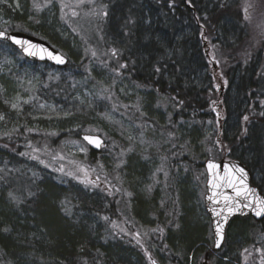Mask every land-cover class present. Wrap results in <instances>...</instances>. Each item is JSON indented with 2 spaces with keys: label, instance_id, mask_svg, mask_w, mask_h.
<instances>
[{
  "label": "trees",
  "instance_id": "16d2710c",
  "mask_svg": "<svg viewBox=\"0 0 264 264\" xmlns=\"http://www.w3.org/2000/svg\"><path fill=\"white\" fill-rule=\"evenodd\" d=\"M54 1L21 0L20 9L12 10V1L4 0L0 15L10 22L9 31L37 36L63 52L67 65L59 69L29 62L2 41L0 57L11 51L20 56L39 77L37 96L68 110L57 121L63 138L80 141V134L87 132L88 116L98 121L106 113L82 108L84 88L93 85L85 78L94 79L97 84L93 86L99 88L113 81L128 82L142 91L139 106L144 118L162 116L160 109L166 104L170 125L182 124L178 127L182 134L190 122L201 130L216 112L223 114L228 127L222 126L218 137L210 141L212 153L207 159L241 161L259 178L254 183L264 194V0H104V15H92L98 2L94 0L80 35L72 28L75 19L63 17ZM35 6L43 8L40 15ZM91 45L97 46L95 55ZM209 59L214 70L209 68ZM85 67L90 68L87 75ZM216 71L227 84V93L235 92L233 104L223 101L220 108L215 105L214 85L222 81ZM0 111L12 122L8 106L0 104ZM153 124L160 128L157 122ZM189 136L194 140L195 129ZM107 144L98 155L89 151V165L96 158L108 163L103 160ZM0 145V264H136L154 258L151 247L157 243L148 241L142 247L137 239L119 233V228L115 227L113 235L108 231L107 225L115 219L126 222L119 216V201L103 180L98 190L89 193L84 185L64 176L61 166L68 158L57 157L53 143L48 144L53 168L30 155L33 145L25 149L14 138L0 139ZM146 168L143 163L139 178L131 165L117 174L124 172L125 183L133 191ZM194 169L202 171V162ZM189 177L177 178L181 224L174 238L182 259L173 258V264H184L189 254L191 264H197L207 246H212L209 218L196 200L195 183ZM152 209L161 217L156 205L148 201L145 206L134 204L133 211L142 219ZM129 230L136 236L135 229ZM257 237L264 238V220L232 219L222 249L209 252L210 264H264Z\"/></svg>",
  "mask_w": 264,
  "mask_h": 264
},
{
  "label": "rangeland",
  "instance_id": "374dc122",
  "mask_svg": "<svg viewBox=\"0 0 264 264\" xmlns=\"http://www.w3.org/2000/svg\"><path fill=\"white\" fill-rule=\"evenodd\" d=\"M11 1L12 10H19L21 0ZM41 1L46 2V0ZM93 2L94 0H55L53 5L63 17L75 19L76 26H72V28H77L75 32L80 35L87 27V16H89ZM4 3L3 0L2 5ZM104 4H106L104 0H98L94 9L91 10L93 11L92 15H104ZM41 9H43L41 6H35L37 15H40L39 10ZM88 19L91 18L88 17ZM10 27V22L0 15V31L8 32ZM90 49L95 53L97 46L91 45ZM11 53V56L8 53L0 57V104L8 106L9 110L13 112L12 122H9L0 111V139L21 140L25 144V149L32 148L33 145L34 150L30 151V155L45 167L50 168H53V164L50 152H48L50 150L48 144L53 143L59 152L57 157L62 155L68 158V163L61 166L64 176L84 185L90 190L89 193L98 190L100 188L99 181L103 180L106 187L111 189L112 193L110 194L115 195V200L119 201L118 211L122 212L119 213V216L126 222L121 223L115 219L109 223L108 231L111 230L112 235L116 227L119 228V233L122 235L135 241L137 239V243L142 247V244L148 241L157 243L151 247V250L152 256L159 264H173V258L182 259V255L175 250L176 240L174 238L181 224V212L179 213L177 205L180 198L177 178L181 175L190 176V181L195 183L194 187L198 195L196 200L204 210L203 196L206 192V176L204 170L196 171L194 168L196 163L203 162L207 159L206 155L212 153V149L208 150V147L212 138L215 140L218 137L217 131L219 132L222 126L228 127L224 124L223 114L216 112L214 120L204 123L201 130L190 122L189 130L182 134L178 130L182 124L170 125V113L166 104L160 109L162 116L144 118L140 108L142 91H139L137 86L120 81L115 84L113 81L110 85L106 83L102 85V88H99L93 86L97 84L94 79L87 77L85 78L86 83H93V85H90L87 90L84 88L82 108L84 111H91L93 108L95 112L105 111L106 113L98 118V121L88 116L85 120L86 133L101 136L108 143L103 156V160L108 163L96 158L89 165L88 147L76 139H70L69 136L63 138L61 136L63 131L60 132L56 129L57 121L67 116L68 110L63 106H56L41 100L37 96L39 77L33 75L30 64L24 62L16 53L12 51ZM61 53L65 55L63 52ZM208 61H210L209 68L212 66L214 70L213 60L209 59ZM38 69H41V66ZM84 70L87 75L90 68L86 69L85 67ZM217 75L222 81L219 71ZM214 88L218 97L216 107L220 108L223 101L233 104L235 92L227 93L225 82L218 83L216 81ZM228 95H230L229 98ZM13 104L16 105L15 108L12 107ZM216 107L213 105L211 109L215 111ZM134 120H137L138 123ZM155 122L159 124L160 128H156L153 124ZM232 123V119H229L230 127H232ZM193 129H195V137L191 141L189 132H192ZM59 136L61 140L58 138ZM246 158L249 157L246 156ZM143 163L147 167V173L142 177V182L134 180L137 189L131 191L130 186L125 183L124 172L117 173L123 167L131 165L135 167L136 173L131 170L139 178ZM13 174L18 173L14 172ZM258 179L254 176L255 181L258 182ZM190 195H186V200ZM147 201L156 205L157 212L161 214V217L153 209L145 211L142 219L134 215V204L145 206ZM186 206L190 211V205ZM199 217L198 220L201 221V213ZM132 228L135 229L136 236L128 232ZM210 238L212 240V236ZM263 241V237H257L256 246L260 247V251L264 253ZM210 251H212V246H207V251H204L203 255ZM191 257L189 254L188 261H183L184 264L193 263ZM202 259V257L198 258L197 264H200ZM143 262L150 264L149 259H143ZM143 262H136V264H143Z\"/></svg>",
  "mask_w": 264,
  "mask_h": 264
},
{
  "label": "water",
  "instance_id": "95a60500",
  "mask_svg": "<svg viewBox=\"0 0 264 264\" xmlns=\"http://www.w3.org/2000/svg\"><path fill=\"white\" fill-rule=\"evenodd\" d=\"M0 33H4L5 36H10L18 40L27 41L28 44L35 46L30 49L31 51L35 52V55H28L24 51V47H27L28 45L22 47L20 45L14 44L11 39H0L17 49L26 59L30 61L48 63L56 68H64L67 65V57H65L62 53L53 48L44 40L38 39L34 36L22 32L0 31ZM41 49H44L45 51L42 52ZM49 53H51L53 57L59 56L63 60V63H57L55 59L49 58ZM85 137L99 140L100 147H97L95 144L89 143V141L85 139ZM80 139L85 145H87V147L93 154H99L104 145V139L98 135L85 133L80 135ZM209 163L214 164L216 167L209 170ZM203 168L206 175V193L203 197L204 210L210 220L213 239L212 250L213 252H218L223 246L226 228L233 218L251 216L257 222L264 220V216L257 217L255 215L257 198H259L260 200H264V196L261 193L260 189L253 183V175L250 169L244 163L238 160L221 159L214 161L207 159L203 162ZM238 168L243 169L244 176H241V173L237 171ZM229 181H231L235 186H230ZM245 186L249 190L248 192L244 191ZM237 190H240L241 195H237ZM213 193H215L216 195H213ZM225 197L231 198L232 203L230 207L233 209L231 214L229 213L227 203L224 199ZM249 200L252 201L251 206L244 207V205L247 204ZM216 213H220V215H217ZM224 217H227V220H225ZM217 224L223 225V239L220 243L219 248L216 247ZM208 260L209 254L207 253L204 256L201 264H208ZM151 264L158 263L152 259Z\"/></svg>",
  "mask_w": 264,
  "mask_h": 264
},
{
  "label": "snow or ice",
  "instance_id": "6c2138e0",
  "mask_svg": "<svg viewBox=\"0 0 264 264\" xmlns=\"http://www.w3.org/2000/svg\"><path fill=\"white\" fill-rule=\"evenodd\" d=\"M0 2H3V0H0ZM36 7H38V6H36ZM249 7H251V5H249ZM245 11H247V9H245ZM246 18H248V17H246ZM0 39H11L14 44L20 45L22 47L25 46V45H28L27 47H24V51L28 55H35V52H33V51L30 50L31 48H33L35 46L28 44L27 41L18 40V39H15L13 37H10V36H5L4 33H0ZM41 51L43 52L45 50L44 49H41ZM93 55H95V53H93ZM41 58H43V57H41ZM49 58L55 59L57 63H63V60L59 56L53 57L51 55V53H49ZM121 67H124V65H121ZM12 107L15 108L16 105L13 104ZM245 119H247V117H245ZM85 139H87L89 141V143L95 144L97 147H100L99 140H95V139H92V138H89V137H85ZM215 167L216 166L214 164H211V163L208 164L209 170H211V169H213ZM237 171H239L241 173V176H244L243 169H239L238 168ZM241 182H243V181H241ZM229 183H230V186H233V187L235 186L231 181H229ZM214 186H216V185H214ZM244 191L245 192H248L249 191L246 186H245ZM213 195H216V194L213 193ZM237 195L238 196L241 195L240 190H237ZM224 199H225V201L227 203L229 213L231 214V212L233 211V209L230 207V205L232 203L231 198L225 197ZM251 203H252V201L249 200L248 203L244 205V207H250L251 206ZM216 214L217 215H220V213H216ZM255 215L257 217L264 216V200H260L259 198H257ZM224 219L227 220V217H224ZM216 236H217L216 247L219 248L220 247V243H221V241L223 239V225L222 224H217L216 225Z\"/></svg>",
  "mask_w": 264,
  "mask_h": 264
}]
</instances>
